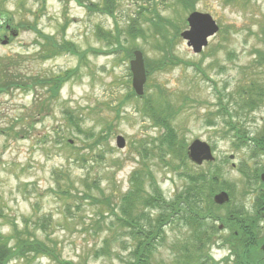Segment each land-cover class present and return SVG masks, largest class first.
Here are the masks:
<instances>
[{"label": "rangeland", "instance_id": "obj_1", "mask_svg": "<svg viewBox=\"0 0 264 264\" xmlns=\"http://www.w3.org/2000/svg\"><path fill=\"white\" fill-rule=\"evenodd\" d=\"M100 3L101 0H0V11L12 23L28 28L10 47L0 48L3 58L11 61L4 69L0 66L3 81L16 79L14 82L19 83L7 90L0 87L1 234H12L14 227L18 231L27 229L54 247L61 261L72 264H126L130 247L124 250L122 243H133L121 237L117 228L109 230L114 217L106 212L101 219L98 211L107 208L102 202L109 200L115 205L118 197L128 191V176L140 162V146L158 144L162 130L142 113L141 100L155 96L157 88L164 90V101L181 108L172 122L179 139L186 146L200 140L212 149L213 163L199 167L189 160L186 163L193 171L216 172L217 187L229 189L224 190L229 202L214 213L223 217L237 207L254 216L255 194L261 183L247 187L238 168L241 164L249 168L255 163L264 166V157L249 158L248 149L232 146L231 136L225 135L226 127L217 115V92L223 96L221 104L229 100L228 110L234 114L239 112L238 87L248 88L254 82L263 92V100L256 110L235 120L251 137L264 136V59L260 63L264 57V0H195L193 11L184 9L176 0H116L114 16L97 11ZM154 12L180 30L172 53L181 63L164 71L154 67L161 56L155 49L159 40L155 42L150 37L153 28L147 21L153 19ZM192 12L209 14L219 28L199 54H194L180 38ZM133 20L137 28L145 31V37L129 36ZM165 30L173 36V29L166 25ZM104 34L110 35L109 43ZM116 36L120 48H116ZM45 37L53 38L57 44L69 43L77 56L62 52L41 60L44 50H48ZM134 50L152 66L142 97L135 96L131 88L129 61ZM61 77L65 81L55 97L50 96L48 85H29L34 78ZM129 93H133L131 98ZM102 132L106 139L95 145ZM84 134H91L92 140L84 142ZM117 137L123 138L124 149L116 148ZM82 155L86 156L85 163ZM229 156L234 158L230 160ZM166 159L170 160L169 167L156 152L150 153L146 169L162 196L171 200L184 185L179 177L184 168L175 170L177 161L169 156ZM149 180L146 176V183ZM94 182L100 192L91 185ZM87 190L99 202L76 199L77 193ZM64 191L76 198L64 196ZM149 214L151 219L156 216L155 211ZM43 218L46 222L41 226ZM210 224L217 229L220 225L210 219L204 225L208 228ZM256 224L263 235L264 221L258 217ZM190 233L183 224L166 225L164 240L151 264H173L181 254L178 247L192 239ZM230 233L224 227L209 238L203 249L208 257L206 264H235V258L226 259ZM225 239L226 246L222 244ZM106 241L109 251L105 248L102 254ZM13 243L10 241V245ZM9 264L55 263L34 257Z\"/></svg>", "mask_w": 264, "mask_h": 264}, {"label": "trees", "instance_id": "obj_2", "mask_svg": "<svg viewBox=\"0 0 264 264\" xmlns=\"http://www.w3.org/2000/svg\"><path fill=\"white\" fill-rule=\"evenodd\" d=\"M195 0H176V3L181 5L186 10L193 11ZM116 0H101V7L96 6V10L100 11L109 16H114L113 12L115 9ZM152 26L151 36L154 38L155 49L161 54L159 60L154 63V67L159 71H164L169 66L177 65L181 63L180 60L172 53V47L176 40H178L179 28L168 20L163 21L159 15L154 12L153 19L147 20ZM133 25L129 27V36L145 37V31L137 28L135 21H131ZM173 29V36H168L165 26ZM135 35V36H134ZM172 35V34H171ZM106 36L105 41L109 43L110 35ZM45 39L48 41L47 48L41 56V60L49 59L50 56H56L62 52L74 53L77 56L72 45L64 41L61 44H57L52 38ZM116 48H120L119 40L115 38ZM71 48V49H70ZM113 49V48H111ZM110 49V50H111ZM50 52V54H48ZM128 58L131 57L130 52L127 53ZM132 58V57H131ZM264 57H261L260 63ZM147 74H151L152 66H149L144 61ZM196 69L200 70L198 67ZM15 80L4 81V90L9 87H16L19 83H15ZM65 78H55L50 80H43L34 78L30 80L29 85L40 86L48 85L50 87V96L55 97L58 87H61ZM28 87V85H25ZM3 89V88H2ZM158 92L152 98L144 96L141 100L143 103L142 113L147 116L156 127L162 130L161 136L158 139L157 146H140L137 150L140 156V162L136 168L128 176L129 189L124 194L118 197V201L115 205H111L109 200H106L104 205L106 209L98 211V216L101 219L104 217V213H108L114 217V222L109 226V230L121 231L122 236L127 238L126 243H122L123 249L129 247V259L126 264H151V260L154 257V253L158 250L164 240V227L171 225L172 223H180L188 227L192 233V239L185 244H182L179 248L181 253L177 256L176 261L173 264H206L208 262L207 254L203 253L204 247L209 242V238L217 232L215 224H210L206 228V220L211 222H219L223 224L226 229L230 230V236L228 238L229 250L235 257V264H262L259 255L255 252L256 246L261 241L262 234L259 227L256 224L258 216H249L243 209L237 207L233 208L231 212L225 216L220 217L214 210L219 208L212 202L214 194L227 190L228 188H218L219 175L209 170L205 173L193 171L188 168L187 156H186V145L183 140L179 139L176 129L172 125L174 117L176 118L179 113L180 107L171 106L169 103L164 101L167 96L164 90L157 88ZM238 101L237 107L239 112L234 114L228 110L229 100L225 104L222 103L223 96L220 92L218 94V102H220V110L217 115L220 116L221 123L225 125V135H229L232 141V146L237 149L246 148L249 151V158L256 159L258 157H264V136L254 138L250 136V133L242 126L239 120H235L237 116H246V112H251L257 109V105L263 100V92L256 88L255 83L252 82L248 85V88L242 89L238 87ZM128 96H133V93H129ZM164 97V98H163ZM154 98V99H153ZM154 100V101H153ZM240 113V114H238ZM71 120H69V123ZM78 128V125L75 124ZM80 131V130H79ZM82 133V132H80ZM92 138V135L84 134V142H88ZM103 132L99 135L95 145L104 141ZM99 148L100 146H93ZM92 149L91 146L87 147ZM157 153V157L164 163L166 167L170 166V160L166 159V156L172 157L177 161L175 170L184 168L179 173V177L183 179L184 185L182 189L178 191L173 199L166 200L163 196L155 180L153 179L150 172L146 169V160L150 153ZM101 156V154H100ZM85 155H82L81 160L85 163ZM114 165H119L118 162ZM241 176L245 178V184L249 187L251 184H256L259 179L258 175L264 172V166L255 163L254 167L249 168L246 164H241L238 168ZM146 176L150 177L148 183H146ZM223 182V181H222ZM85 181L82 185L85 186ZM224 184V183H223ZM91 185H95V190L101 191L96 182ZM65 192V194H64ZM62 194L69 198H76L80 200L91 199L99 202L90 194L87 190L80 194L81 196L76 197L70 195L64 191ZM264 195L258 194L257 202L254 208H258L261 205L259 202L262 201ZM149 211H155L156 216L151 219ZM173 219H176L173 220ZM41 226L46 222V219H40ZM118 231H115L118 233ZM194 238V240H193ZM211 239V238H210ZM10 241H14L13 245H10ZM115 241V239H114ZM227 240L223 241V245H226ZM106 252L109 251L107 241L104 242L102 254L104 249ZM204 256V257H203ZM34 257L47 258L53 261L55 264H72L71 262L61 261L59 254L52 246L47 244L36 237L35 234L30 233L27 229L24 231H18L16 227L13 228L12 234L3 236L0 231V264H9L12 261L17 260H29Z\"/></svg>", "mask_w": 264, "mask_h": 264}, {"label": "water", "instance_id": "obj_3", "mask_svg": "<svg viewBox=\"0 0 264 264\" xmlns=\"http://www.w3.org/2000/svg\"><path fill=\"white\" fill-rule=\"evenodd\" d=\"M187 29L180 33V38L185 41L186 46L194 54H199L208 45L209 39L213 38L219 28L209 14L192 12L186 19ZM131 73V87L134 94L138 97L143 95V86L146 81L147 72L144 66V60L141 52L135 50L132 53V59L129 62ZM116 148L124 149V140L121 137L116 138ZM188 160L195 166H202L204 163H213L215 161L211 147L200 140H194L186 150ZM233 159V156L229 157ZM260 181L264 182V173L260 175ZM229 201L226 192L221 191L214 195L213 203L222 206ZM260 251L264 257V238L260 246Z\"/></svg>", "mask_w": 264, "mask_h": 264}, {"label": "flooded vegetation", "instance_id": "obj_4", "mask_svg": "<svg viewBox=\"0 0 264 264\" xmlns=\"http://www.w3.org/2000/svg\"><path fill=\"white\" fill-rule=\"evenodd\" d=\"M25 31H28V28L25 26V24H20V23L14 24V23H12V20L10 18H7L6 15L0 11V48L10 47L14 43V40H16ZM10 63H11V61L3 58V56L0 54V66L2 65L1 67H3L4 65L8 66ZM4 67H3V69H4ZM3 69H0V87L3 84L2 83V81H3L2 77H3V73H4L2 71ZM260 183H261V187L259 190L256 191L254 203L257 202L258 194L264 195V182L260 181ZM259 204L261 206L258 208H255V214L261 220L264 221V198L262 199L261 202H259ZM218 229L219 230L224 229L223 224H220ZM263 238H264V234L262 235L261 241L258 244V246H256V249H255V252L259 255V257L262 261V264H264V257L260 251V246L262 244ZM230 258H232L234 261L235 257L232 255V252L229 250V253L226 256V259H230Z\"/></svg>", "mask_w": 264, "mask_h": 264}]
</instances>
